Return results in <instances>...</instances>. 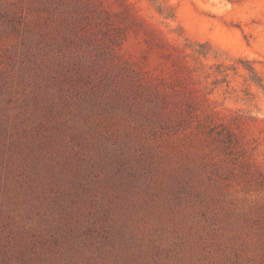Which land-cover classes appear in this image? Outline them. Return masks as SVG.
I'll return each instance as SVG.
<instances>
[{
	"label": "rangeland",
	"instance_id": "374dc122",
	"mask_svg": "<svg viewBox=\"0 0 264 264\" xmlns=\"http://www.w3.org/2000/svg\"><path fill=\"white\" fill-rule=\"evenodd\" d=\"M60 2L0 0V264H264V0Z\"/></svg>",
	"mask_w": 264,
	"mask_h": 264
},
{
	"label": "trees",
	"instance_id": "16d2710c",
	"mask_svg": "<svg viewBox=\"0 0 264 264\" xmlns=\"http://www.w3.org/2000/svg\"><path fill=\"white\" fill-rule=\"evenodd\" d=\"M46 4L50 5L52 7V10H54L57 15H59V16L62 17V18H59L61 21L63 19L69 20V19H66L65 18V15H64L65 12H63L64 7L62 6L60 0H46ZM120 5H121V11H119V15L120 16H123L124 15V12H125V13H127L126 15H130V17L135 21L136 18L132 14V12H130L129 5L128 4H125V3H120ZM72 8H74L75 13H77V14H79L80 12H82V9H83V11H87V9H88L87 6H84L83 7L80 4H74V6ZM158 12L159 13H162L161 10H159V9H158ZM82 15H84V14H82ZM95 16H97V18L100 19L101 22H103V18H102L101 13L97 12L95 14ZM70 20H72V23H76L77 21H79V18L74 17V15H73V17L70 18ZM198 46L200 48H202V50H200L199 52H197L201 56H206L210 52V50H211L210 49V46L208 44H206V43L199 44ZM244 69L249 73V79L252 82H254V83L258 84V85H261L262 80L257 77L256 73L254 72V70H253V68L251 66L245 65V68ZM222 73H224V71ZM183 74H185V73H183ZM183 77H190V75L189 74H185ZM189 91L192 92V94L194 93V89H192V88H190ZM146 116H147L148 119H150L151 122H153V121L155 123L162 122V121H157L156 116L154 114V111H152V113L150 111L149 113L146 114Z\"/></svg>",
	"mask_w": 264,
	"mask_h": 264
}]
</instances>
